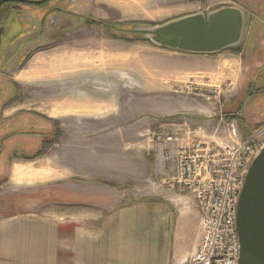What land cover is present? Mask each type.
<instances>
[{
	"label": "rangeland",
	"instance_id": "1",
	"mask_svg": "<svg viewBox=\"0 0 264 264\" xmlns=\"http://www.w3.org/2000/svg\"><path fill=\"white\" fill-rule=\"evenodd\" d=\"M220 1L227 2L152 0L145 14L132 16L107 0H50L43 6H2L0 42L2 28L10 20L14 21L13 26L18 24L20 28L18 33L14 31L8 44H0L4 46L0 51V70L4 71L0 75V82H11L16 88H12V102L8 100L5 103L10 102L9 105H16L28 113L56 118L48 120L51 127L45 129L41 138L43 142L36 152L29 157L20 152L11 154H18L23 159L20 161L28 163L16 165L12 179L23 183L25 179L28 182L39 178L56 182L60 178L61 182H65L68 172L72 173L83 158L87 159L88 152L97 160L100 150L105 151V147L100 148L98 144V134H103L99 130L104 128L129 129L132 126L140 130L158 126L171 128L175 125L187 127L199 139L214 137L212 140H222L226 138L227 125L231 121L236 122L241 139L264 125V120H261L259 125L246 128L243 120L228 113L234 111L245 118L249 113L257 116L264 109V30L260 36L258 34L261 33L259 22L264 20V10L254 8L246 12L244 33L247 36L241 50L244 60L253 59L256 68L251 71V81L247 87L239 89L234 106L229 107L228 111L229 99L238 91L236 75L225 80L199 72L179 74L181 68L200 66L196 63L195 55L162 49L145 36L132 32L191 15L202 5L208 7L209 11L216 9ZM23 20L34 22L27 32L21 24ZM224 57L219 55L206 59L216 61ZM15 77L20 84L14 83ZM189 82L219 86L223 91L218 97L210 99L201 97L194 87L184 93L172 91ZM72 86L80 87V94L90 86L94 102L104 101V97L98 93L106 87L109 90L115 86L112 96L108 91L107 100L112 106L107 112L113 108L116 114L105 121L91 119L90 122L67 117L66 101ZM2 96L7 98L8 91L0 90V99ZM91 111L101 112L96 109ZM83 131H89L91 135L83 136ZM114 146L107 148V151L114 152ZM52 166H58L62 172L53 173ZM170 175L167 172L161 180L157 176H148L138 183L108 185L121 196L119 205L137 201L154 205L163 203L171 211L191 210L193 237L196 238L198 212L185 190L162 181ZM186 242L191 241L187 239Z\"/></svg>",
	"mask_w": 264,
	"mask_h": 264
},
{
	"label": "crops",
	"instance_id": "2",
	"mask_svg": "<svg viewBox=\"0 0 264 264\" xmlns=\"http://www.w3.org/2000/svg\"><path fill=\"white\" fill-rule=\"evenodd\" d=\"M107 1L132 16L145 14L152 0ZM217 6L209 11L202 5L193 14H208L222 8L239 10L243 14V30L237 45L212 54L162 49L196 56L200 66L181 68L179 74L199 72L225 80L236 75L238 91L230 97L228 111L234 106L239 89L247 87L251 81V71L256 68L253 59L244 60L241 50L247 36L244 33L246 12L254 8L264 10V0H227L218 2ZM33 23L30 20L21 22L25 32ZM259 23L260 36L264 20ZM13 24L10 20L2 28L1 45L8 44L14 33L20 31L18 24ZM1 45L0 51L4 47ZM219 55L226 57L216 61L206 59ZM3 72L0 70V75ZM13 81L21 83L16 77ZM115 86L100 91L98 95L104 97V101L96 102L91 98L90 86L81 94L80 87L72 86L66 101L67 117L89 122L91 119L107 120L116 114L113 108L107 112L112 106L107 100L108 91L112 96ZM14 87L11 82H0V90L8 91V97L0 99V264H178L193 252L190 250L195 248L196 238L193 237L191 210L171 211L163 203L154 205L137 201L119 205L121 196L108 185L138 183L148 176H157L161 180L170 172L171 167L162 158L166 147L139 138L142 129L137 127L100 129L103 134H98V144L100 148L104 146L105 151L100 150L97 160L88 152L87 159L83 158L72 173L68 172L65 182L60 178L56 182L40 178L29 182L21 179L23 183L14 181L13 168L28 163L20 161L23 159L18 154L13 157L11 154L20 152L29 157L36 152L43 142L45 129L51 127L48 120L56 119L9 105ZM8 100L10 102L5 103ZM4 104L8 105L3 107ZM92 109L101 112H92ZM228 113L243 120L246 128L264 120V109L257 116L249 113L245 118L234 111ZM174 126L162 127L170 131ZM86 134L91 135L89 131H83V136ZM112 145H115V151H107ZM51 170L57 174L62 172L58 166H52ZM187 239L191 242H186Z\"/></svg>",
	"mask_w": 264,
	"mask_h": 264
},
{
	"label": "built area",
	"instance_id": "3",
	"mask_svg": "<svg viewBox=\"0 0 264 264\" xmlns=\"http://www.w3.org/2000/svg\"><path fill=\"white\" fill-rule=\"evenodd\" d=\"M190 87L206 99L223 91L219 86L194 82L172 91L184 93ZM138 137L166 147L162 158L171 167V175L164 182L185 190L198 212L195 248L180 264H237L236 203L248 165L264 144V125L245 139L235 121L228 123L222 140L199 139L183 126L170 131L162 126L147 127Z\"/></svg>",
	"mask_w": 264,
	"mask_h": 264
},
{
	"label": "water",
	"instance_id": "4",
	"mask_svg": "<svg viewBox=\"0 0 264 264\" xmlns=\"http://www.w3.org/2000/svg\"><path fill=\"white\" fill-rule=\"evenodd\" d=\"M19 1L38 5L47 0ZM243 14L235 8L184 16L162 25L132 30L153 45L189 54H212L234 47L242 37ZM235 224L237 264H264V144L250 161L238 193Z\"/></svg>",
	"mask_w": 264,
	"mask_h": 264
},
{
	"label": "trees",
	"instance_id": "5",
	"mask_svg": "<svg viewBox=\"0 0 264 264\" xmlns=\"http://www.w3.org/2000/svg\"><path fill=\"white\" fill-rule=\"evenodd\" d=\"M49 2H50V0H47V1L42 2V3H40V4H38V5H35V6H43V5H45V4L49 3ZM6 4H26V3H22V2H19V1L7 2V3H3V4L1 5L0 9L2 8V6L6 5ZM261 126H263V125H260V127H261ZM260 127H259V128H260Z\"/></svg>",
	"mask_w": 264,
	"mask_h": 264
}]
</instances>
